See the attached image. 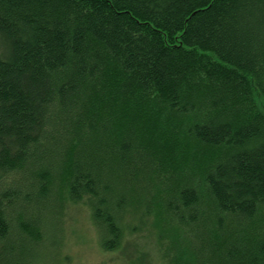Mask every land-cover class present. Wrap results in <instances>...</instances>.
Returning <instances> with one entry per match:
<instances>
[{
  "label": "trees",
  "instance_id": "16d2710c",
  "mask_svg": "<svg viewBox=\"0 0 264 264\" xmlns=\"http://www.w3.org/2000/svg\"><path fill=\"white\" fill-rule=\"evenodd\" d=\"M66 203L131 264H264V0H0V264Z\"/></svg>",
  "mask_w": 264,
  "mask_h": 264
},
{
  "label": "rangeland",
  "instance_id": "374dc122",
  "mask_svg": "<svg viewBox=\"0 0 264 264\" xmlns=\"http://www.w3.org/2000/svg\"><path fill=\"white\" fill-rule=\"evenodd\" d=\"M61 210L56 213L55 208L51 217L53 225L49 228L51 237L56 241H52L44 250L41 247L30 264H131L121 250L107 253L100 248L90 211L82 203H66ZM52 214L49 213V218ZM140 248H143L142 242ZM14 258L13 252L9 261ZM25 262H29V258Z\"/></svg>",
  "mask_w": 264,
  "mask_h": 264
}]
</instances>
